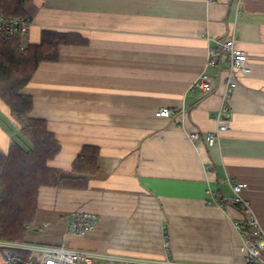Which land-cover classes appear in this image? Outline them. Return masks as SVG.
Returning <instances> with one entry per match:
<instances>
[{
    "label": "crops",
    "instance_id": "1",
    "mask_svg": "<svg viewBox=\"0 0 264 264\" xmlns=\"http://www.w3.org/2000/svg\"><path fill=\"white\" fill-rule=\"evenodd\" d=\"M25 11L29 43L45 29L87 41L61 45L58 61L42 62L22 90L33 98L30 117L44 119L61 145L50 166L72 174L83 146L99 148L87 188L40 189L26 241L152 259L168 242L175 259L240 264L232 222L243 213L227 178L245 185L264 229V0H30ZM230 35L250 72L235 76L225 100L226 57L217 67L206 63L208 49ZM203 72L217 80L212 93L192 88ZM223 103L228 130L214 145L192 143L187 131L217 130ZM162 108L173 115L156 116ZM10 120L0 102L4 152L15 133ZM208 189L223 205L207 203ZM78 211L99 217L79 239L67 234V217ZM0 264H7L1 251Z\"/></svg>",
    "mask_w": 264,
    "mask_h": 264
},
{
    "label": "trees",
    "instance_id": "2",
    "mask_svg": "<svg viewBox=\"0 0 264 264\" xmlns=\"http://www.w3.org/2000/svg\"><path fill=\"white\" fill-rule=\"evenodd\" d=\"M29 1L0 0V14L26 18ZM86 42L76 33L50 29L43 30L34 44L21 33L0 34V102L9 110L15 132L8 151L0 149V240H27L41 188L85 189L99 170V148L93 145L82 147L72 174L50 166L61 145L44 119L30 117L33 98L22 92L42 62L58 61L61 45Z\"/></svg>",
    "mask_w": 264,
    "mask_h": 264
},
{
    "label": "built area",
    "instance_id": "3",
    "mask_svg": "<svg viewBox=\"0 0 264 264\" xmlns=\"http://www.w3.org/2000/svg\"><path fill=\"white\" fill-rule=\"evenodd\" d=\"M31 23L29 17L6 18L0 14V34L5 33L13 36L21 33L27 35ZM216 45V47L208 49L206 66L217 67L221 64L223 55L226 57L225 72L227 76L224 93L226 100L237 86L235 76L250 72L246 65L248 56L245 51L237 47V39L233 35L218 40ZM216 82L215 77L203 72L194 81L192 88L212 93L216 88ZM173 113L172 109L162 108L156 112V116L169 118ZM216 121L217 130L215 132L201 135L198 131H187V138L194 144H197L202 138L207 145L216 144L220 134L228 130L231 121V113L226 103H223L216 112ZM227 183L232 191L231 203L237 205L243 213L241 219L232 222L242 240L240 247L242 261L240 264H264V229L252 212L250 204L243 197L242 193L246 187L244 184L233 182L228 178ZM207 203L223 205L214 189H208ZM98 222V215L92 212H73L67 217V234L85 238L97 227ZM165 246L164 256L160 259H152L75 249L72 246H66L64 242L59 245H50L28 241L0 240V251L7 264H187L172 258L168 242H165Z\"/></svg>",
    "mask_w": 264,
    "mask_h": 264
},
{
    "label": "rangeland",
    "instance_id": "4",
    "mask_svg": "<svg viewBox=\"0 0 264 264\" xmlns=\"http://www.w3.org/2000/svg\"><path fill=\"white\" fill-rule=\"evenodd\" d=\"M77 239H79V237ZM66 246H68V243L66 244ZM72 248H74V247H72ZM204 249H205V247H201V249L195 250V251L202 252ZM205 250L203 252H205ZM1 256H2V254H1ZM172 258L175 259L174 256H173V254H172ZM176 260H179V259H176ZM180 261L181 262H184V263H187V264H208V263H210V262H208L206 260H203V258H199V256L194 257V254H192L190 256H186L185 258H180Z\"/></svg>",
    "mask_w": 264,
    "mask_h": 264
},
{
    "label": "bare ground",
    "instance_id": "5",
    "mask_svg": "<svg viewBox=\"0 0 264 264\" xmlns=\"http://www.w3.org/2000/svg\"><path fill=\"white\" fill-rule=\"evenodd\" d=\"M206 71V70H205ZM63 218V217H62Z\"/></svg>",
    "mask_w": 264,
    "mask_h": 264
}]
</instances>
